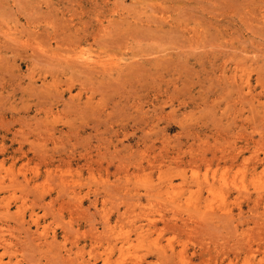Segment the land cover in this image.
<instances>
[{
  "label": "rangeland",
  "instance_id": "rangeland-1",
  "mask_svg": "<svg viewBox=\"0 0 264 264\" xmlns=\"http://www.w3.org/2000/svg\"><path fill=\"white\" fill-rule=\"evenodd\" d=\"M0 264H264V0H0Z\"/></svg>",
  "mask_w": 264,
  "mask_h": 264
},
{
  "label": "bare ground",
  "instance_id": "bare-ground-1",
  "mask_svg": "<svg viewBox=\"0 0 264 264\" xmlns=\"http://www.w3.org/2000/svg\"><path fill=\"white\" fill-rule=\"evenodd\" d=\"M76 59L79 61V63H82V64H80L81 66L83 64H85L84 67H86V65L87 66H91V67L92 66L96 67V65H100V66H106L107 65V63H105V61H101L99 58L96 59V58H94V57H92L90 55H88V56L87 55L76 56Z\"/></svg>",
  "mask_w": 264,
  "mask_h": 264
}]
</instances>
